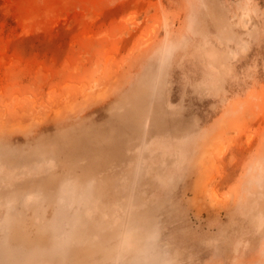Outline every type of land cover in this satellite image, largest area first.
Wrapping results in <instances>:
<instances>
[{
  "label": "rangeland",
  "instance_id": "rangeland-1",
  "mask_svg": "<svg viewBox=\"0 0 264 264\" xmlns=\"http://www.w3.org/2000/svg\"><path fill=\"white\" fill-rule=\"evenodd\" d=\"M0 264H264V0H0Z\"/></svg>",
  "mask_w": 264,
  "mask_h": 264
}]
</instances>
